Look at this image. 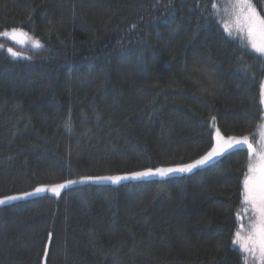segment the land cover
<instances>
[{
	"label": "trees",
	"instance_id": "obj_1",
	"mask_svg": "<svg viewBox=\"0 0 264 264\" xmlns=\"http://www.w3.org/2000/svg\"><path fill=\"white\" fill-rule=\"evenodd\" d=\"M230 2L0 0V32L44 44L13 56L0 39V198L78 181L0 206V264H264L233 244L255 223L243 147L191 173L81 181L191 163L217 129L261 149L264 60L222 30Z\"/></svg>",
	"mask_w": 264,
	"mask_h": 264
},
{
	"label": "snow or ice",
	"instance_id": "obj_2",
	"mask_svg": "<svg viewBox=\"0 0 264 264\" xmlns=\"http://www.w3.org/2000/svg\"><path fill=\"white\" fill-rule=\"evenodd\" d=\"M260 3L261 11H264V0H260ZM227 8L233 10L231 15L235 16V24L237 27L233 30V28L224 24L223 21L218 18V23L221 24V28L225 32V35L232 40L238 39L241 46L246 49L249 54L257 55L258 58L264 60V40L258 42L253 38V26H259L261 34L264 35V16L257 11L252 0H232V2H230L224 9L225 12H227ZM218 11L219 10H217V12ZM242 22L248 25L246 29H241L240 25ZM0 36L8 37L21 45L28 43L35 49H41L44 47V44L39 38L30 36L28 33L24 32L22 28H13L10 32H0ZM0 47H3V45H0ZM7 51L13 56L21 55V53L15 52L11 48H8ZM29 59L31 58L29 57ZM247 67L248 66L246 65L245 68ZM261 96L264 97V84L261 85ZM211 119L214 121L215 117H212ZM262 135H264V133H262ZM242 147L243 150L255 152V149L253 148L252 143L249 142L247 136L240 138H224L217 129L215 146H213L204 156L191 163L178 165L176 167L148 168L143 171L133 172L126 175L82 177L81 181H110L114 184H119L121 181L129 179H144L152 176L167 178L177 173H191L196 169L208 165L216 158L228 153L230 150L240 149ZM260 147L262 151L256 153L258 159L255 162L252 160L249 161V164L246 166L248 172L245 174L242 181V204L251 206L255 223L250 222L251 232L246 236H241V232L239 230L236 231L234 233L233 244L239 246L238 250H240L242 254L252 253L254 259L256 258L255 253L258 250L259 259L264 262V144H261ZM77 182L78 181L69 180L64 184L37 187L33 192H23L19 195L4 196L3 198H0V206L6 205L10 201L24 199L46 191L59 196L62 189ZM49 238H51V233H49ZM44 255L47 256V251H45Z\"/></svg>",
	"mask_w": 264,
	"mask_h": 264
},
{
	"label": "rangeland",
	"instance_id": "obj_3",
	"mask_svg": "<svg viewBox=\"0 0 264 264\" xmlns=\"http://www.w3.org/2000/svg\"><path fill=\"white\" fill-rule=\"evenodd\" d=\"M232 11V10H231ZM231 14V13H230ZM248 27V25L245 23V25H244V29H246ZM7 31H11V30H7ZM24 32H26V33H28L26 30H23ZM253 32H254V36H253V38H255L256 40H258V42H260L261 40H264V38H262L263 37V35L261 34V32H260V30H259V26H253ZM30 36H33V35H31L30 33H28ZM257 34H258V39H257ZM1 37H3V38H8V37H5V36H0V39H1ZM34 37V36H33ZM10 39V38H9ZM11 40V42L13 43V45L12 46H8V48H11V49H13V51H15V52H18V53H21V55L22 56H24V55H26L27 54V52L26 51H20L18 48H24V47H32L30 44H28V43H26V44H23V45H21V44H19V43H17L15 40H12V39H10ZM33 48V47H32ZM262 133H264V129L259 133V134H257V136H258V140H259V142H263V144H264V135H262ZM257 136H256V139L255 140H257ZM254 149H255V152H252V155H251V160L253 161V162H255L257 159H258V157L256 156V153H259V152H261L262 151V149H260V150H258L257 149V142L255 143V146L253 147ZM251 223H254L253 221L251 222Z\"/></svg>",
	"mask_w": 264,
	"mask_h": 264
}]
</instances>
